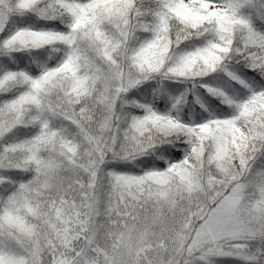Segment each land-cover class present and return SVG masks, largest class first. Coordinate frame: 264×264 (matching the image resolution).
<instances>
[{"label":"snow or ice","instance_id":"snow-or-ice-1","mask_svg":"<svg viewBox=\"0 0 264 264\" xmlns=\"http://www.w3.org/2000/svg\"><path fill=\"white\" fill-rule=\"evenodd\" d=\"M0 264H264V0H0Z\"/></svg>","mask_w":264,"mask_h":264}]
</instances>
